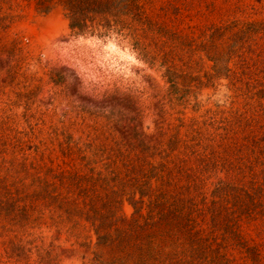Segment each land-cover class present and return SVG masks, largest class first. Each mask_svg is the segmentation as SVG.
Segmentation results:
<instances>
[{
	"label": "rangeland",
	"instance_id": "1",
	"mask_svg": "<svg viewBox=\"0 0 264 264\" xmlns=\"http://www.w3.org/2000/svg\"><path fill=\"white\" fill-rule=\"evenodd\" d=\"M136 2L142 14L126 16L124 26L78 30L59 3L45 12L36 0H0L2 175L8 168L14 181L41 162L141 175V186L170 177L168 186L177 180L203 205L201 197L210 204L215 183L231 177L226 163L247 175L262 171L255 137L264 147V97L255 92L264 78L255 77L264 66V27L255 22L264 23V0ZM211 57L225 61L226 75L209 77ZM242 59L259 66L243 73ZM127 195L125 216L133 210ZM43 211L36 226L0 228V264H97L96 251L107 256L88 222L70 227L53 205ZM254 215L228 218L242 234L227 248L232 264H264V215ZM202 218L207 227L210 214Z\"/></svg>",
	"mask_w": 264,
	"mask_h": 264
},
{
	"label": "trees",
	"instance_id": "2",
	"mask_svg": "<svg viewBox=\"0 0 264 264\" xmlns=\"http://www.w3.org/2000/svg\"><path fill=\"white\" fill-rule=\"evenodd\" d=\"M54 3L62 6L69 26L78 30L92 29L97 23L124 26L126 16L136 18L142 14L136 0H36L37 8L45 12ZM255 23L264 27V23ZM248 25L255 28L253 22ZM211 59L213 73L209 77L226 75L229 67L225 61ZM241 65L242 72L249 73L259 63L255 60L251 67L242 59ZM258 71L255 79L259 75L264 78V66ZM260 86L255 93L263 98L264 83ZM259 105L264 107V102ZM255 139L256 148L264 155L261 138ZM32 166V171L25 166V176L14 181L5 172L8 168L4 175L0 173V228L13 231V227L36 226L43 219L44 207L53 205L60 224L78 227L80 219L89 223L95 245L107 253L103 258L101 250L95 252L97 264H232L227 248L231 238L239 241L242 234L237 224L233 225L234 221L228 223V218L238 213L240 222L258 212L264 215V167L247 175L244 167L226 163L225 169L231 177L218 180L211 191L210 204L201 197L203 205H200L193 202L191 191L178 185L177 180L173 182L176 185L168 186L173 180L170 177H161L162 184L158 186H141L147 182L141 175L138 178L119 170L106 175L100 170L64 169L41 162ZM10 176L11 182L7 181ZM245 178L248 179L242 181ZM127 184L136 187L128 190ZM123 194H128L127 200L133 207L129 216L119 213ZM206 212L210 214L207 227L202 218ZM241 243L255 259L252 246L243 240Z\"/></svg>",
	"mask_w": 264,
	"mask_h": 264
},
{
	"label": "bare ground",
	"instance_id": "3",
	"mask_svg": "<svg viewBox=\"0 0 264 264\" xmlns=\"http://www.w3.org/2000/svg\"><path fill=\"white\" fill-rule=\"evenodd\" d=\"M109 47H110L109 50H110L112 53L115 52V51L117 50L116 48H114V45H111V46H109ZM110 51H109V52H110ZM111 52H110V53H111ZM112 53H111V54H112ZM116 54H119V56H122V57H123L125 54L128 55V52H125V53L123 54V53H120V52L118 51ZM116 54H115V55H116ZM128 57L131 59V56H130V55H128ZM123 59H125V58H123Z\"/></svg>",
	"mask_w": 264,
	"mask_h": 264
}]
</instances>
